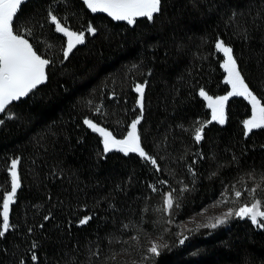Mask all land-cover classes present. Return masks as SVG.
I'll list each match as a JSON object with an SVG mask.
<instances>
[{
	"label": "trees",
	"instance_id": "obj_1",
	"mask_svg": "<svg viewBox=\"0 0 264 264\" xmlns=\"http://www.w3.org/2000/svg\"><path fill=\"white\" fill-rule=\"evenodd\" d=\"M163 4V13L154 21L137 18L129 25L91 12L83 0H25L17 26L21 31L25 26L33 29L26 38L53 63L46 68V83L13 102L6 114L14 112L15 118L0 125V211L3 194L11 187L8 167L14 158H19L21 179L10 205L12 227L0 239V264H19L21 258L25 264H123L126 254L136 253V245L161 234L172 247L155 264H264V229L247 219L200 229L178 245L174 222L167 223L168 217L154 211L161 195L148 187L167 180L162 191L178 188L180 181H191L187 165L197 152L215 155V162L196 165V190L185 195L184 207L175 216L178 221L213 205L225 186L244 189L260 181L264 129L245 136L242 122L251 115L247 100L230 97L225 123H206L200 144L194 142V129L211 121L200 89L211 96L229 91L223 56L215 49L218 38L233 47L246 83L264 103V16L258 15L264 0H163ZM49 9L74 31L92 24L98 32H86L85 43L64 60L66 37L47 22ZM237 23L250 28V39L238 33ZM138 83L145 84L144 118L138 126L142 146L157 158L160 173L138 154L125 156L115 150L104 154L99 134L83 124L87 117L123 136L140 114L134 91ZM211 172L217 175L209 179ZM234 206L238 205H220ZM45 216L50 218L44 220ZM85 216L92 218L79 224ZM124 224L135 227L125 229ZM138 230L139 242L128 243ZM113 253L115 261L108 259ZM137 257L140 261L141 252Z\"/></svg>",
	"mask_w": 264,
	"mask_h": 264
},
{
	"label": "snow or ice",
	"instance_id": "obj_2",
	"mask_svg": "<svg viewBox=\"0 0 264 264\" xmlns=\"http://www.w3.org/2000/svg\"><path fill=\"white\" fill-rule=\"evenodd\" d=\"M83 3L93 13H106L113 20L126 21L129 25L136 23L137 18H146L148 21H154L157 15L163 13L164 8L163 0H83ZM24 4L25 0H0V115H4V118L0 119V125L6 123L9 119L15 118L14 112L6 114L10 112L13 102L28 97L38 86L46 83L49 79L46 68L53 63L52 60L39 54L37 45L30 42L29 38H26V35H32L33 29L25 26L23 31H21L20 27L17 26L18 21L16 18ZM258 15L264 16V6H262ZM232 16L237 17L238 14L233 12ZM46 19L50 25L54 26L55 33L62 34L63 37L67 38L66 46L62 48L64 60L69 59L70 54L78 45L85 43L86 32L90 35H95L98 32V29L92 24H89L84 31H74L51 9L48 10ZM253 23H255V18H253ZM237 31L243 35L244 39H250L249 27L237 23ZM215 49L223 54L221 67L226 73L224 83L229 85L231 90L226 95L212 97L203 88L200 89L199 95L208 102L207 107L211 109L212 119L211 121L200 122L199 126L194 129V142L196 144H200L205 139L206 123L210 124L212 121H216L221 125L225 123V105L230 97H243L251 105V116L242 122L245 136L252 133L254 129H264V103L257 98L248 83H246L242 70L238 66V59L234 56L233 47L218 38L215 43ZM134 91L138 93L136 106L139 108L140 114L127 125V132L123 138H117L112 131L100 126L93 119L86 117L83 120V124L91 129L92 132L98 133L102 138L104 154L114 150L123 153L125 156L131 153L138 154L140 159L149 164L154 172L160 173L163 169L158 164L157 158L149 154L142 146V134L138 127L144 118L145 84H136ZM95 111L100 113L101 108L97 106ZM215 159L214 154L206 156L202 152H197L196 159H193L187 165L191 181H180L178 188L169 186L168 191H162V187L168 185L167 180H158L157 184L148 185L152 192L159 193L162 197L161 204L154 211L168 217L166 222L172 224L176 214L184 207L185 195L196 190L195 185L199 178V172L195 171L196 165L205 160L210 163L215 162ZM233 162L238 163V158L234 157ZM18 164L19 158H14L8 167L11 177V190L3 194L2 211H0V217H2L0 239L6 238V234L9 233L12 227L10 224V205L16 200L17 191L21 187V179L17 171ZM216 175L217 172H211L209 179ZM249 176L251 177L252 173H249ZM260 176L261 179L256 183L255 187L239 189L235 184L225 186V191L221 193V196L212 206L219 207L222 204L227 205L229 202L238 206L227 207V210L219 215L206 216L207 208L194 213L193 217L190 218V222L194 223L195 227L188 228L185 226L175 233L178 237L176 243L184 245L191 235L197 233L200 229L214 230L233 219H247L250 220L252 225L264 229V172ZM227 193H231V196ZM242 200L244 202H241ZM148 210L147 208L145 209V211ZM197 216L203 217V221H197ZM49 218V216H45L44 220ZM91 218L90 216H85L80 219L79 224H87ZM130 226L135 227V225L131 224L123 225L125 229ZM28 231L32 232L33 229L29 228ZM139 240L140 230L137 231L136 235L131 236L128 243L133 241L138 243ZM161 241H165L163 234H161L159 240L150 241V246L141 252L139 264H146V262L147 264H155V261L166 250L171 249L172 245L166 241ZM36 247L37 245L33 243L32 248ZM134 250L139 251V246L135 247ZM123 251L127 252L128 249L125 248ZM93 255H96V253H93ZM31 259L32 261L38 259L35 252H32ZM108 259L115 261L116 254L113 253ZM19 264H25L23 258H21ZM133 264H137V262L133 261Z\"/></svg>",
	"mask_w": 264,
	"mask_h": 264
},
{
	"label": "rangeland",
	"instance_id": "obj_3",
	"mask_svg": "<svg viewBox=\"0 0 264 264\" xmlns=\"http://www.w3.org/2000/svg\"><path fill=\"white\" fill-rule=\"evenodd\" d=\"M67 39V38H66ZM66 46V45H65ZM222 54V53H221ZM222 56H223V54H222ZM225 75H226V73H225ZM231 90V88H230V86H229V91ZM228 91V92H229ZM227 94V93H226ZM226 94H223V95H226ZM223 95H217V96H223ZM211 96V95H210ZM212 97H216V96H212ZM206 103H208L207 101H206ZM211 110V109H210ZM251 116V115H250ZM249 116V117H250ZM248 117V118H249ZM211 119H212V113H211ZM101 126V125H100ZM126 134V133H125ZM124 134V135H125ZM123 135V136H124ZM123 136H121V137H117V138H123ZM102 139V138H101ZM10 179H11V177H10ZM10 190H11V187H10ZM9 190V191H10ZM207 208V212L205 213V215L207 216V215H219V214H221V213H223L224 211H226L227 210V207H214V206H209V207H206ZM201 211V209L199 210V211H197V212H195V213H198V212H200ZM193 215H194V213L193 214H191V215H189V216H187V217H185V218H182V219H180V220H178V221H174V225H175V227H176V231L177 232H179L183 227H185V226H187L188 228H192V227H195V224L194 223H191L190 222V218L191 217H193ZM196 220L197 221H203V217H199V216H197L196 217ZM151 240H159V238H157V237H153V238H151L150 240H149V242H147V244H140V245H134L135 247H137V246H139V249H142V250H140V251H136V253L134 252V253H128V254H126V256H125V258H124V260H123V264H133V261H136L137 262V264H139V259H138V257H137V253H140V252H143L144 251V249H146L147 247H149L150 246V241ZM161 242H163V241H161Z\"/></svg>",
	"mask_w": 264,
	"mask_h": 264
}]
</instances>
